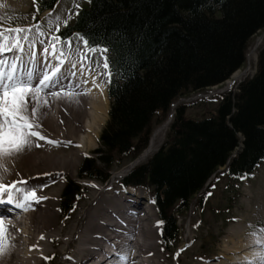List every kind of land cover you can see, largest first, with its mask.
I'll list each match as a JSON object with an SVG mask.
<instances>
[{
  "label": "trees",
  "instance_id": "trees-1",
  "mask_svg": "<svg viewBox=\"0 0 264 264\" xmlns=\"http://www.w3.org/2000/svg\"><path fill=\"white\" fill-rule=\"evenodd\" d=\"M57 2L39 0L35 20ZM261 30L264 0H89L57 33L106 48L113 73L101 145L85 158L79 178L108 181L114 164L138 158L174 101L228 81L246 63L249 41ZM186 111L184 104L176 108L162 147L124 181L152 190L168 246L179 242L178 214L220 168L228 165L222 173L242 181L264 162V47L256 74L239 91L222 94L215 112L194 119ZM83 192L80 183L66 180L65 217Z\"/></svg>",
  "mask_w": 264,
  "mask_h": 264
},
{
  "label": "bare ground",
  "instance_id": "bare-ground-1",
  "mask_svg": "<svg viewBox=\"0 0 264 264\" xmlns=\"http://www.w3.org/2000/svg\"><path fill=\"white\" fill-rule=\"evenodd\" d=\"M36 50L39 57L42 46L37 44ZM12 55L5 52L2 58L11 59ZM75 64L73 82L79 81L80 86L72 91L81 93L77 97L78 102L69 103L62 97L41 93V104L46 98L49 106L44 109L47 115L41 120L43 127L40 130L49 139L60 141V145L53 146L41 141L44 145L42 148L34 147L23 155L5 161L9 171L2 173L3 180L0 182L11 184L27 180L29 186L46 185L38 189V195L46 199L29 211H22L14 205H0V214L14 225L10 230L14 237L12 247L0 257V264H125L121 255L123 252L128 254L127 264H168L167 261L164 263L166 259L157 246L152 210L141 209L136 199L122 191L120 194L114 188L108 196L105 194L107 189L92 184L101 192L93 196L96 202L86 206L73 222L66 224L69 219L58 211L62 189L59 179L73 173L82 155L95 147L110 108L106 87L83 64ZM86 78L89 81L87 84L82 82ZM92 78L100 88L93 85ZM174 116L175 112H172L166 122L153 131L147 149L137 162L155 152ZM41 236L44 238L41 239ZM257 240L225 245L224 251L219 254L222 260L213 264H238L245 260L264 264L260 250L252 247L260 241ZM33 245L37 247L33 248ZM201 260L190 264H203Z\"/></svg>",
  "mask_w": 264,
  "mask_h": 264
},
{
  "label": "rangeland",
  "instance_id": "rangeland-1",
  "mask_svg": "<svg viewBox=\"0 0 264 264\" xmlns=\"http://www.w3.org/2000/svg\"><path fill=\"white\" fill-rule=\"evenodd\" d=\"M8 1L11 0H0V18H3L4 21L0 27L7 29L12 27H28L43 23L45 30L49 31V34L54 33L57 26L60 31L66 26L63 23L64 20H67V24L72 22L78 10L89 4V0H58L55 8L42 13L39 21H37L35 20V16L37 14L39 0H12L11 3ZM50 13L53 16L58 14L61 20L58 25L54 24L53 28L48 30L46 22ZM33 31H35L34 28ZM75 38L76 36L71 38L73 48L72 52L68 53L69 58L73 63L83 64L107 89L108 78L106 75H101V73L106 71L102 67L103 61L101 54L98 52L83 53L82 45L80 52L83 54H77L75 48L77 41ZM44 39L47 41V37ZM263 47L264 30H261L250 39L246 63L238 70L237 75L235 74L219 86L206 88L178 98L172 104L165 120L156 123L153 131L155 132L158 127L162 126L169 115L172 112H176V108L181 104L187 106L186 116L188 118L201 119L215 112L219 107L221 96L224 92H237L242 81L256 74L258 56ZM85 56L87 57L86 59ZM109 104L111 106V101ZM108 120L109 114L105 124L100 128L99 138L95 143V147L89 149L82 155L73 173L66 174L64 178L59 179L62 186L58 198V211L60 214H63L61 204L66 180L71 178L80 183L84 189L83 198L76 204L75 210L71 212V219L68 218L69 220H67L66 224L73 222L80 216L86 206L88 207L90 204L96 202L93 200V196L101 191L96 190L92 184H97L102 189H107L105 194L108 196L112 194L115 188L114 191H120V194L122 191L123 194H128L133 199H136V203H138L141 209L147 208L148 211L152 210L151 215L156 224L158 236L157 246L166 259L164 263L167 261L166 263L168 264H190L195 263V261L199 262L201 260L200 258H202L201 263L213 264L221 259L219 258V254L224 251L225 245L233 246L234 243H246L250 239H264V162H262L254 172L255 174L249 179L242 181L233 180L227 174L215 176L216 179L214 182L194 196L189 208L178 214V224L180 226L179 242L175 246L166 245L163 240L162 224H158L160 218L153 204L152 190L148 189L147 186H136L127 184L124 181L125 176L133 168L147 163L162 147L167 139L169 129L162 142L158 144V148L147 159L137 162L139 157L144 154L142 152L138 158L125 165L119 166L114 164L108 181L103 182L91 178L80 179L79 172L83 161L87 156H92L93 152L101 145L100 138ZM154 132L152 133L154 134ZM220 170L219 173L225 171L226 168L224 169L223 167ZM110 187H112V190L108 191ZM61 218L63 219V215H61ZM181 250L182 253H180ZM169 260L170 262H168Z\"/></svg>",
  "mask_w": 264,
  "mask_h": 264
},
{
  "label": "snow or ice",
  "instance_id": "snow-or-ice-1",
  "mask_svg": "<svg viewBox=\"0 0 264 264\" xmlns=\"http://www.w3.org/2000/svg\"><path fill=\"white\" fill-rule=\"evenodd\" d=\"M60 20L58 14L53 16L50 13L46 22L47 29L51 30ZM3 23V18H0V25ZM63 23L66 25L67 20ZM56 33H59L58 26L54 33L49 34L43 23L7 29L0 27V181L3 180L2 173L9 171L5 164L7 159L23 155L34 147L42 148L44 145L40 143L41 141L53 146L61 143L49 139L40 130L43 127L41 120L47 115L44 109L49 106L46 98L41 104V93L62 97L69 103L78 102L77 97L81 93H74L72 90L78 88L80 82H73L76 64L68 56V53L72 52L73 41ZM75 39L77 54L97 52L101 54L102 67L107 70L101 75H106L108 82H111L113 73L106 57L107 49L89 46L88 41L82 36H76ZM37 44L42 46L39 57ZM81 45L83 53L80 52ZM5 52L13 54L11 59L2 58ZM82 82L87 84L89 81L86 78ZM91 82L96 88L101 87L95 78H92ZM41 187L46 185L29 186L27 180L14 181L11 184L0 182V205H14L22 211H29L35 204L46 199L38 195V189ZM13 227L14 225L8 223L3 214H0V257L6 255L12 247L14 237L10 230ZM43 238L41 236V239ZM32 247L36 248L37 245ZM252 247L258 248L264 257V239ZM121 255L127 264L128 254L123 252ZM238 264L258 262L245 260L239 261Z\"/></svg>",
  "mask_w": 264,
  "mask_h": 264
}]
</instances>
